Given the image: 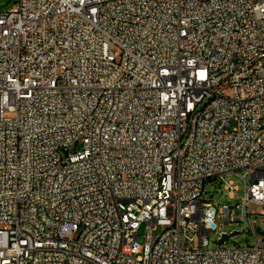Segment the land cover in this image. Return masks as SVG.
Segmentation results:
<instances>
[{"label":"built area","instance_id":"built-area-1","mask_svg":"<svg viewBox=\"0 0 264 264\" xmlns=\"http://www.w3.org/2000/svg\"><path fill=\"white\" fill-rule=\"evenodd\" d=\"M232 175L241 202L203 198L233 197ZM257 214L264 0L0 10V264H264ZM216 218L253 243L226 246Z\"/></svg>","mask_w":264,"mask_h":264},{"label":"rangeland","instance_id":"rangeland-1","mask_svg":"<svg viewBox=\"0 0 264 264\" xmlns=\"http://www.w3.org/2000/svg\"><path fill=\"white\" fill-rule=\"evenodd\" d=\"M17 0H0V10H8L10 9ZM229 179L233 180L234 183L238 186V190L235 192L233 197H230L228 191L224 188V185L218 181H213L211 183H207L203 198L212 204H214L217 208L221 207L222 205H230L234 206L235 204L241 202L242 197L245 194V183L244 180L238 175H232ZM256 210L260 212L261 207L255 206ZM253 219L257 226H260L262 230H264V215L257 214L253 216ZM217 225L219 227V231H232L238 230V233H235L231 236L229 241L226 243V246H247L252 244L254 241V237L252 232L250 231V226L245 224H238L236 222H229L220 220L216 218ZM219 231H211L209 236V246L211 248L218 247V235ZM159 232V231H157ZM156 232V233H157ZM139 238L138 241L140 244L144 243L145 240V228L141 227L139 229Z\"/></svg>","mask_w":264,"mask_h":264},{"label":"water","instance_id":"water-1","mask_svg":"<svg viewBox=\"0 0 264 264\" xmlns=\"http://www.w3.org/2000/svg\"><path fill=\"white\" fill-rule=\"evenodd\" d=\"M256 229H257V231H258L260 234L264 235V230H262L260 226H258ZM236 232H237V231H236ZM228 238H229L228 235H224L223 239L220 240L218 244H219V245H222L223 242H224L225 240H227Z\"/></svg>","mask_w":264,"mask_h":264}]
</instances>
